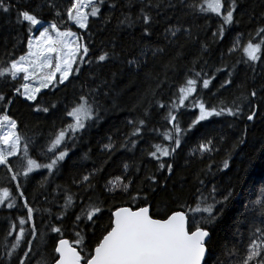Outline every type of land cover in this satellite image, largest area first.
<instances>
[{
    "label": "trees",
    "instance_id": "16d2710c",
    "mask_svg": "<svg viewBox=\"0 0 264 264\" xmlns=\"http://www.w3.org/2000/svg\"><path fill=\"white\" fill-rule=\"evenodd\" d=\"M14 2L19 3L21 8L29 10L36 9L38 3L43 5L40 18L45 21L56 20L63 29L65 25L60 24V18L55 16V10L49 9L48 3L55 4L64 13L71 0H14ZM136 10L134 7L133 12ZM102 11L107 14L109 9L105 7ZM112 15L113 18L108 23L102 18H91L90 28L87 30L77 29L68 22L67 26L82 35L84 41L89 44L90 56L86 59H92L94 62L80 65L81 72L76 78H70V82L43 90L39 103L43 107L53 103L56 105L48 113L35 112L33 110L35 105L31 102H26L22 97L11 96L13 85L18 86L21 80L15 82L9 80L6 84L0 79V91L14 100L9 114L17 119L20 133L30 140V155L41 163L48 162V159L43 158L41 150L46 146L49 135L71 122V118L66 117L65 113L72 107L77 97L87 93L89 89L96 88L102 80L109 82V87L102 86L99 89L101 94L96 97L103 109L100 119L77 133L75 145L71 140L68 141L69 155L65 161L60 162L56 170L52 173L47 169L34 171L28 177L19 175L18 179L13 181L12 174L0 165V187L10 188L15 198L14 208H8L7 202L0 205V264H17V258L23 255V251L18 249L11 258L7 257L4 244L10 225L18 224V217L26 216L27 210L23 207V200L20 199L15 187L17 183L20 184V190L24 192L29 204L37 209L34 214L37 228L47 233L46 249L38 238L33 243L37 250L51 253L59 236L48 231V228L49 225L61 226L56 216L64 205L66 194L73 196L74 204V207L67 209L68 214L63 220L65 238L70 240L74 239L72 226L74 214L86 203L81 197L92 196L93 199L98 198L103 202L104 212L97 221L100 227L90 226L88 229L87 243L91 247L101 237L115 207L135 208L137 204L143 206L141 201L130 202L129 197L120 190L114 193L106 191L105 182L117 176L130 177L136 182L135 188L144 176L152 173L157 174L162 184L165 181L167 183L166 188L150 196L151 211L156 218H165L171 211H187L186 208L182 209L181 205L195 207L197 197L201 193L207 195L213 185L221 192L234 187L231 203L210 227L211 238L208 241L206 264H240L255 227L264 228L262 223L264 216H261L258 207L252 204L260 195L259 189L264 186V169L255 167L249 168L247 173L243 172L250 158L256 157L259 160L264 153V115L251 122L247 121L244 115L231 117L227 114L202 121L182 136L181 147L172 157L162 158L173 164L174 171L171 174L166 170L157 172L158 162L147 153L153 150L151 147L153 144L171 143L163 140L160 135L172 126L164 119L167 108L160 109L157 102L169 104L173 99V93L177 92L193 70L198 72L204 67V71L211 74L217 67L222 66V59L228 65H232L244 58L241 48L231 54L227 53V48L231 46L237 34L242 33L241 42L246 43L249 33L254 34L258 28L264 27V0H240V7L236 13L238 22L228 27L223 40L217 38L215 42L212 33L216 31L220 20L211 13H194L180 7L174 11L165 10L158 18L159 22L155 24L152 36L147 40L142 39L139 25L132 28L117 25V18H122L119 10ZM63 18L66 20V15ZM170 25L183 29L190 28L191 36L181 31L173 43H168L165 40L164 29ZM37 32L34 28L31 35ZM29 35L27 23L18 24L14 11L10 14L0 13V67L5 66L11 58H17L27 51ZM203 42L209 44L206 54L201 51ZM157 45L165 49L164 53L152 58L149 52L148 63L143 69L135 71L126 64V60L137 55L141 49ZM113 50L118 54L116 57L100 64L95 62V57L101 52ZM200 56L202 59L198 61L197 57ZM204 61H207V66H204ZM254 69L253 71V67L247 64L236 63L234 68L226 69L224 73H216V78L209 89H203L200 94L212 104H219V101L224 100L228 106H232V101L236 100L242 104L244 113H247L248 107L240 98L247 96L253 86L259 90L260 85L264 84V64L256 62ZM148 71L153 73V78H145V72ZM227 71L233 72V83L222 89L220 84L227 78ZM113 73L116 74L115 78ZM107 92H110V95H103ZM187 103L189 102L186 101ZM2 107L3 104L0 103V108ZM145 109L149 115L146 117L147 126L142 138L137 141L135 147L131 144L120 147V142L131 131L126 121L134 117H143ZM197 114L198 109L190 106L181 109L178 113L181 127L187 128ZM154 128L159 131H151ZM108 136H112L117 145L116 151L110 155L102 150V145L108 142ZM209 138L213 140L214 150L206 153L196 151L198 144ZM240 140L244 143H240ZM225 159L229 160L227 169L223 168ZM10 161L15 172L22 171L19 157H12ZM124 163L129 164L127 173L123 169ZM137 168L140 169L139 172L136 171ZM93 169L101 170L95 173L92 180L94 188L85 193L84 188L77 182ZM240 175L244 176L243 182L237 180V176ZM201 180L204 181L203 184L199 182ZM216 198L221 197L217 195ZM45 209L49 211H44ZM188 215L191 221L194 214L189 212ZM196 219L199 220V215H196ZM14 237L15 233L7 237L8 247L14 241ZM24 248L26 249V245ZM233 248L239 255L229 256L228 253ZM33 256H36L35 251ZM32 264H36L35 259L32 260Z\"/></svg>",
    "mask_w": 264,
    "mask_h": 264
},
{
    "label": "snow or ice",
    "instance_id": "6c2138e0",
    "mask_svg": "<svg viewBox=\"0 0 264 264\" xmlns=\"http://www.w3.org/2000/svg\"><path fill=\"white\" fill-rule=\"evenodd\" d=\"M48 7L50 10H55V16L60 18V24L65 25L63 29L56 20L45 21L40 18L43 5L39 3L36 5V9L29 10L21 8L19 3L14 0H0V13L10 14L14 11L16 22L18 24L26 22L30 33L27 40V51L17 58H11L5 66L0 67V79H3L6 84L9 80L13 82L21 80L22 82L18 86L13 85L11 96L22 97L26 102L35 105L33 109L35 112L44 113H48L56 105L53 103L48 107H43L39 103V97L43 94V90L70 82V78H76L81 72L80 65L94 62L92 59H86L90 56L89 44L84 41L82 35L67 26L68 22H71L77 29L87 30L90 28V18H102L105 23H108L113 18L112 14L119 10L122 18H117V25H125L128 28L139 25L142 39L147 40L152 36L154 26L159 22L158 18L161 13L165 10L174 11L180 7L194 13H211L218 17L220 23L216 31L212 33L213 42H215L217 38L223 40L228 27L238 22L236 13L240 7V0H227V6H225V0H111L110 3L108 0H71L70 6L65 9L64 13L53 3H48ZM105 7L109 9L107 14L102 11ZM134 7L137 9L135 12H133ZM37 9L40 11L38 12ZM65 15L66 20L63 18ZM34 28L39 32V35H31ZM181 31L189 37L191 36L190 28L183 29L170 25L164 29L165 40L168 43H173L174 38ZM242 36V33L237 34L231 46L227 48V53L231 54L241 48L244 58L232 65H228L222 59V66L217 67L211 74L205 72L204 67H201L198 72L193 70L192 74L185 78L177 92L173 93V99L169 104L157 102L160 109L167 108L164 119L172 126L160 133L163 140L171 143L153 144L151 145L153 150L147 153L158 162L157 172L166 170L169 174L173 173V164L162 158L172 157L181 147L182 136L202 121L227 114L231 117L244 115L246 120L251 122L264 115V84L260 85L259 90L253 86L247 96L240 98L248 107L247 113H244L242 104L237 103L236 100L232 101V106H228L224 100L219 101V104H212L200 94L203 89H209L216 78V73H224L226 69L234 68L236 63L247 64L253 67V71L256 62L264 64V27L258 28L254 34L249 33L246 43L241 42ZM208 48V42L201 44L202 53L206 54ZM164 51L165 49L159 45L146 46L137 55L127 59L126 64L133 70L139 71L147 65L149 52L152 58H156ZM177 54L179 55V53ZM117 55L114 50L112 52L103 51L95 57V62L100 64ZM201 59L202 56L197 57L198 61ZM204 66H207V61H204ZM112 75L115 78L116 74ZM226 75L227 78L220 84L222 89L233 83V72L227 71ZM145 78H153V73L145 72ZM102 86L109 87V82L102 80L96 88L89 89L87 93L78 96L72 107L66 111L65 115L71 118V122L51 133L46 146L41 150L43 158L48 159L47 163H41L30 155V140L20 133L17 119L9 114L10 106L14 104V100L11 96L0 91V103L3 104V107L0 108V165L12 174L13 181H16L19 175L28 177L29 174L41 168L52 173L60 162L65 161L70 151L68 141L71 140L75 145L77 133L85 130L90 126V123L100 119L103 109L96 97L101 94L99 89ZM103 95L108 96L110 92L103 93ZM186 101L189 103L186 104ZM189 106L198 109V114L187 125V128H183L178 113L181 109H186ZM148 115L149 112L145 109L143 117H134L126 121L131 131L120 142V147H127L128 144L136 146L147 126L146 117ZM151 131L158 132L159 130L154 128ZM107 140L108 142L102 145V150L110 155L116 151L117 145L112 136H108ZM239 142L244 143L243 140ZM213 150L214 143L211 138L200 142L196 149L201 153ZM12 157H19L21 160V172L13 170L10 161ZM228 167L229 160L225 159L223 168L227 169ZM255 167L264 169V153L259 160L256 157L250 158L243 172L247 173L249 168ZM123 169L127 173L129 164L124 163ZM100 170L93 169L77 182L84 188L85 193L94 188L92 180L95 173ZM210 170L211 165H209ZM136 171L139 172L140 169L137 168ZM237 180L243 182L244 176H237ZM199 182L204 183L202 180ZM135 183L134 179L124 176H117L105 182L106 191L114 193L120 190L129 197L130 202L141 201L143 206L137 204L135 208L131 206L115 207V210L110 214L109 223L104 226L101 237L91 247L87 243L88 229L90 226L100 227L97 221L104 212L103 202L98 198L93 199L92 196L81 197L86 200V203L78 213L74 214L75 218L72 221L74 239L69 240L64 235L63 220L68 214L67 209L74 207V204L73 196L66 194L64 205L59 215L56 216V220L60 222L61 226L49 225L48 228V231L59 236L51 253L37 250L33 243L38 238L46 249L47 233L37 228L34 219L37 209L29 204L24 192L20 190V184L17 183L16 190L27 211L26 216L18 217V224L10 225V230L4 241L5 255L11 258L18 249H21L23 255L17 258V264H32L33 259L36 264H206L208 240L211 238L210 227L224 214L227 206L231 203L235 192L234 187L221 192L217 186L213 185L207 195L201 193L197 197L195 207L181 205V208H186L187 211H171L165 218H154L150 196L162 188H166V181L162 184L157 174L152 173L144 176L139 185L134 188ZM259 193L260 195L252 201V204L258 207L261 216H264V186L259 189ZM217 195L221 198L217 199ZM14 201L11 189L0 187V205L7 202L8 208H14ZM44 211L49 210L45 209ZM189 212L194 214L191 221ZM196 215H199V220L196 219ZM13 233H15L14 241L8 247L7 237L12 236ZM34 251L36 252L35 257L33 256ZM228 254L229 256L239 255L235 248ZM240 264H264V228L255 227Z\"/></svg>",
    "mask_w": 264,
    "mask_h": 264
},
{
    "label": "rangeland",
    "instance_id": "374dc122",
    "mask_svg": "<svg viewBox=\"0 0 264 264\" xmlns=\"http://www.w3.org/2000/svg\"><path fill=\"white\" fill-rule=\"evenodd\" d=\"M91 19V18H90ZM45 26H47V24H45ZM42 30V29H41ZM36 35H39V32H37L36 34L34 33L33 36H36ZM44 168H41V169H38V170H42ZM38 170H35V171H38Z\"/></svg>",
    "mask_w": 264,
    "mask_h": 264
},
{
    "label": "water",
    "instance_id": "95a60500",
    "mask_svg": "<svg viewBox=\"0 0 264 264\" xmlns=\"http://www.w3.org/2000/svg\"><path fill=\"white\" fill-rule=\"evenodd\" d=\"M154 218H156V217H154ZM67 239H69V238H67ZM70 240V239H69ZM209 241V240H208ZM207 256H208V251L206 252V256H205V260L207 259Z\"/></svg>",
    "mask_w": 264,
    "mask_h": 264
}]
</instances>
